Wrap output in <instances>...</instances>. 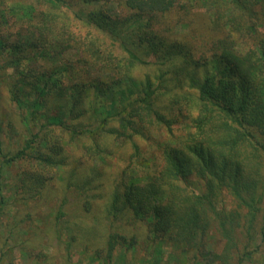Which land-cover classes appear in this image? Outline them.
<instances>
[{
	"label": "trees",
	"instance_id": "obj_1",
	"mask_svg": "<svg viewBox=\"0 0 264 264\" xmlns=\"http://www.w3.org/2000/svg\"><path fill=\"white\" fill-rule=\"evenodd\" d=\"M202 1L196 37L178 31L193 23L178 0H36V7L0 0V68L22 76L10 97L34 128L20 149L0 148L1 167L32 152L39 135L68 131L88 166L74 171L70 156L65 173L89 176L81 188L96 194L86 192V202L112 195V210L124 208L136 230H146L122 240L117 231L105 235L108 263L117 245L134 249L148 237L182 246L194 264H244L264 242V0ZM106 38L116 47L102 44ZM140 67L147 71L137 77ZM27 80L35 96L21 99ZM116 141L132 150L129 169L147 167L141 184L126 169L111 183L104 175L112 171L97 165ZM142 145L157 158L146 160ZM48 148L51 160L40 159L54 165L63 149ZM63 214L59 208L55 220ZM101 231L72 229L89 244ZM73 243H65L67 261Z\"/></svg>",
	"mask_w": 264,
	"mask_h": 264
},
{
	"label": "rangeland",
	"instance_id": "obj_2",
	"mask_svg": "<svg viewBox=\"0 0 264 264\" xmlns=\"http://www.w3.org/2000/svg\"><path fill=\"white\" fill-rule=\"evenodd\" d=\"M3 1L13 5L33 4L35 7L38 6L36 0ZM202 3V0H178V6H186V12L193 20V23L188 25V28L186 26L178 27L179 32L189 34L188 36H203L201 35L200 27L196 26L197 23L195 22L198 18L205 16V7ZM101 43L108 47H116L107 38L101 40ZM245 46H248V44H241L240 48H245ZM9 57L10 55L7 57V61H9ZM67 57L70 58V55ZM0 63H4L2 57ZM9 71L8 69L3 71L0 68V123L2 124L0 148L4 153L8 152V150L16 151L20 149L24 143L31 139L30 129H34L20 121L19 115L21 111L10 97L11 85L14 84L15 78L18 79L22 76L15 75V73L12 75V72ZM146 71V67H140V71H134L133 74L139 77ZM91 75L94 76L93 71H91ZM20 83L22 84L24 81L20 80ZM27 90L30 91L28 80L24 84V93L21 99L23 97L32 99L35 96L31 91L27 95ZM48 103H50L49 100ZM50 107H52V104H50ZM27 111L28 108H24L21 115H26ZM156 137L162 141L165 140L164 134H156ZM38 138L41 139L40 143L38 141L33 142V150L27 156L2 167L0 162V200L2 201L0 205V244L3 240H7L5 245L7 253L2 264H148L151 260V263L159 261V264L195 263L191 260V252L183 250L182 246L171 248L168 241H160L151 237L136 244L134 249L126 250L124 248L127 246L117 245L113 250L112 259L108 263L102 257L106 248L105 235L107 236L108 233L117 231L121 234L119 240H122L127 235L137 234V230L139 233L144 234L146 230H140L139 228L136 230L135 226L137 223L124 208H121V211L112 210V195L110 198L102 195L101 199L95 197L90 199V203L86 202L84 197L86 192L96 194L92 188L90 189L92 192L88 191L87 184L85 185L86 191L81 188V185L85 183L84 177L89 176L66 175L65 173L64 165L68 162L70 156H73V159L70 160V166L74 171L82 167L83 164L86 165L88 163L84 153H80L79 149L82 146L80 145L74 149L75 146L72 142L75 140L71 138V134L68 131L57 129L53 132H47V134L44 133L42 136L39 135ZM87 141L89 142V140ZM51 142H53L54 146H61L63 149V154H58L56 155L57 159H53L56 160L54 165L46 163L44 159H40V157H43L51 160V156L46 154L49 149L48 143ZM129 148V146L122 147L121 143L116 141L108 149L109 152L106 153L103 163L96 158L97 165L101 167L100 170L107 168L108 173L112 171L111 173L114 174L104 175L109 177L111 183L116 181L120 176L118 171L123 169L130 170L132 174H135L129 176L138 178V183L141 184L145 181L146 178L142 177L148 171L145 165L132 166L133 168L129 169V166H131L128 161ZM147 149V146L142 145L143 157L146 160L147 158L156 159L157 153L154 155V150ZM96 157L99 156L97 155ZM73 176L78 178L79 184L76 183V180L73 181ZM93 176L95 177L93 180L99 178L98 175ZM112 187L109 186L107 190ZM97 192L101 194L99 190ZM61 201H64L62 205ZM59 208L64 214L55 220V215ZM53 221L57 222L55 226L58 231L57 236L52 234ZM141 223L144 225L145 221ZM12 224L20 227L14 229L11 233L9 228ZM77 225L82 228L85 226L89 230L91 227L102 229L96 237V240L100 239V241H95L93 244L83 243L80 240L82 239L79 236L80 233L72 232V229ZM100 233L103 235L102 237ZM72 236L74 239H71ZM13 239L22 244L11 249L9 243H13ZM68 241L75 242V244L73 243V251L70 254L69 261L66 260L65 252V243ZM210 242L211 248H214L215 251L219 247L221 248V242L216 235L210 236ZM153 246L160 251V256L151 250ZM204 256L203 254L202 257ZM200 260L202 261L201 258ZM201 261L196 264L202 263ZM244 264H264V242L260 244L258 251L254 252Z\"/></svg>",
	"mask_w": 264,
	"mask_h": 264
}]
</instances>
